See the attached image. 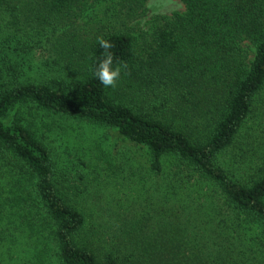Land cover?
<instances>
[{"label":"trees","instance_id":"1","mask_svg":"<svg viewBox=\"0 0 264 264\" xmlns=\"http://www.w3.org/2000/svg\"><path fill=\"white\" fill-rule=\"evenodd\" d=\"M99 1L0 0L3 20L50 43L42 82L21 81L30 52L0 56V153L21 186L11 207L42 211L61 264H264V128L241 141L253 114L264 120V0H180L185 12L155 31L144 55L131 31L87 38L74 26ZM146 1L122 0L127 12L114 16ZM26 107L107 127L140 148L156 180L144 212L86 230ZM194 179L208 191L190 195Z\"/></svg>","mask_w":264,"mask_h":264},{"label":"rangeland","instance_id":"2","mask_svg":"<svg viewBox=\"0 0 264 264\" xmlns=\"http://www.w3.org/2000/svg\"><path fill=\"white\" fill-rule=\"evenodd\" d=\"M120 12H127L122 0H102L79 17L74 26L80 27L87 38L110 30L131 31L139 52L144 55L149 51L155 31L173 14H183L185 5L180 0H147L128 17L114 16ZM19 26L21 29L10 25L0 15V56L9 62L30 52L32 56L24 66L21 81H45L48 77L42 70L41 59L50 54V43L45 38L41 41L35 30ZM260 96L259 106L264 100V91ZM21 113L36 123L40 137L51 150L58 176L64 175L68 180L64 188L72 202L85 213L86 230L99 224L100 227L115 225L123 219L130 221L144 212L141 207L146 196H156L149 190V184L156 180L145 171V153L114 131L34 107L23 108ZM259 123L264 128V120L253 114L242 131L241 141ZM228 156L221 159L225 165L229 164ZM172 162L173 158L167 160L168 165ZM13 166L7 155L0 153V264H61L49 222L42 211L34 207L33 212H21L11 207L10 201L21 193ZM190 183V195L195 189L208 191L195 179Z\"/></svg>","mask_w":264,"mask_h":264}]
</instances>
